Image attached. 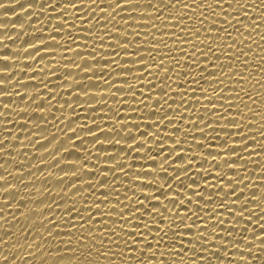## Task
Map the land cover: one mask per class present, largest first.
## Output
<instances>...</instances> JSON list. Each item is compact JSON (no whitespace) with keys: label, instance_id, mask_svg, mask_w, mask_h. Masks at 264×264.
<instances>
[{"label":"snow or ice","instance_id":"snow-or-ice-1","mask_svg":"<svg viewBox=\"0 0 264 264\" xmlns=\"http://www.w3.org/2000/svg\"><path fill=\"white\" fill-rule=\"evenodd\" d=\"M18 8L0 264H264V0Z\"/></svg>","mask_w":264,"mask_h":264},{"label":"bare ground","instance_id":"bare-ground-1","mask_svg":"<svg viewBox=\"0 0 264 264\" xmlns=\"http://www.w3.org/2000/svg\"><path fill=\"white\" fill-rule=\"evenodd\" d=\"M3 2H4V0H0V3H3ZM20 2H21L20 5L16 6V7H9V8H5V9L0 8V25L5 26V28H0V36L7 35V36L11 37L14 34L19 33L18 35H16V39L6 40V41H3V42H0V55L13 54L11 52V49L6 47V45L11 44V45H13L12 47L15 48V45L21 44V42L25 39L23 37V33L19 32V30L13 28L12 26H15V27L19 28V22L24 20L27 15H32L33 16L32 24H34L35 27H37V28H39L40 26L43 27V25H40V23H38V21L40 19L44 18V15H45L44 13H39L38 15H33V13H35L37 10L36 9H32V10H29V12H27V13L22 15L21 10L18 8L20 6H23L26 3H29V2L35 3V2H37V0H20ZM45 3H47V0H45ZM5 11L8 12V13L5 14ZM14 11H16V14L12 13ZM17 15H19V16H17ZM48 31H49V29L45 28V33L46 34H47ZM32 39H33L32 37H27V40H32ZM56 39L57 40H61L62 38L61 37H56ZM28 54H32V53L30 52ZM45 63H47V61H45ZM0 66H12V65H10L9 62H7V61L0 60ZM0 79H9V77L0 75ZM10 87L11 86H9V88ZM5 90H6L5 88L0 87V91H5ZM4 102L8 103L9 99L8 98H4ZM109 103L111 104L112 102L109 101ZM0 110H2V109H0ZM0 119H2V118H0ZM65 123H66V121H65ZM257 139L259 140L260 137L257 136ZM45 146H46L45 144L39 145V147H45ZM52 154L53 153H46L45 158L50 157ZM254 159L264 160V157H254ZM0 162L5 163L6 165L12 163L11 160L8 157L2 156V155H0ZM47 167H51V166L50 165H44V166L41 167L40 170L42 171V170H44V168H47ZM249 167L251 168L252 165L250 164ZM12 170L13 169L10 168L9 172H11ZM256 171L259 172V169H256ZM2 174H5L4 173V169H0V175H2ZM26 175H28V174L26 173ZM20 179L21 178L18 177V176L10 175L8 182H17V183H19ZM253 179L254 180H258V177H254ZM40 183H45L46 184L47 181H45V180H34V181L31 182V185H29V186H38ZM3 186H5V182H0V187H3ZM2 195H5V194L0 193V196H2ZM7 195H14V193L10 192ZM28 195H33V194L29 193ZM0 207H5V206L3 204H0ZM0 215H3V213H0ZM12 215H15V212H12ZM9 220H10V217H9ZM0 223H3V222H0ZM12 223L15 224V222H12ZM21 223H23V221H21ZM0 231H2V229H0ZM25 250L26 251H33V249H27V248ZM23 251L24 250L17 251L14 255H22ZM0 253H4L6 255H9L10 254V248L9 249H5V248L0 247ZM14 255H10V259L14 258ZM27 258L28 257H26V259Z\"/></svg>","mask_w":264,"mask_h":264}]
</instances>
